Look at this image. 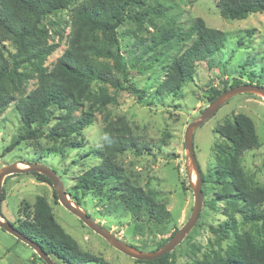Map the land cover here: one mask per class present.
Segmentation results:
<instances>
[{"label":"rangeland","instance_id":"374dc122","mask_svg":"<svg viewBox=\"0 0 264 264\" xmlns=\"http://www.w3.org/2000/svg\"><path fill=\"white\" fill-rule=\"evenodd\" d=\"M144 1L148 7L156 8L163 14L149 15V21L156 28L171 20L185 29L192 19L198 17L207 26L227 34L224 48L207 60L196 63L194 75L185 82L177 96L157 98L154 89L162 80L171 59L178 53V47L165 50L158 62L146 71L128 66L127 77L130 82L122 84V90L115 91L113 87L107 86L108 93L116 97V103L107 106L110 118L124 117L139 145L138 152L128 151L119 155L117 163L132 185L155 193L157 201L169 211L170 218L161 225L144 219L136 220L124 209L118 193L110 192H114V184L111 183L100 186L97 191L79 195V205L68 197L72 204L117 239L141 252L152 253L182 228L192 212V186H195L196 174L190 167L184 147L187 125L199 119L210 104L213 91H226L233 80L264 87V13L249 15L244 20L229 21L220 17L215 7L216 0ZM70 21V10L49 19L51 41L58 42V49L46 60L45 66L48 68L66 47ZM144 29L149 33L153 31L147 24H144ZM57 32L61 33L60 40ZM135 33L131 22L118 28L121 52L128 49ZM104 62L110 63L108 60ZM100 86L94 84L92 88L96 91ZM33 88L34 82H30L26 92ZM51 111L54 120L44 127L45 134L61 114L54 109ZM238 113L252 120L258 138V147L242 155L243 172L255 186L264 189V100L256 94L237 95L193 133V149L201 171L203 202L197 224L171 252L175 264H190L206 254L224 251L232 243L231 240L218 241L210 228L232 223L237 235L251 229L233 207L217 199L224 189L216 184L213 175L222 157L217 147L225 145V141L216 133V128ZM103 127L102 115L96 113L93 123L80 136L57 142L45 136L21 142L12 151L5 152L16 136L23 133L17 112L10 105L0 115V169L12 164H16L18 169H26L24 163L42 164L57 175L67 192L80 173L98 164L94 151L101 149ZM69 145L78 146L71 148ZM54 192L51 184L41 182L32 173L5 177L2 183L4 200L0 207L2 220L16 226L31 213L35 198L40 196L49 204L56 222L76 241L82 252L101 257L109 264H144L118 252L89 230L59 204ZM261 209L264 210V204ZM231 236L234 237V232H231ZM50 259L55 264H62L56 258ZM0 264L44 263L32 248L0 230Z\"/></svg>","mask_w":264,"mask_h":264},{"label":"trees","instance_id":"16d2710c","mask_svg":"<svg viewBox=\"0 0 264 264\" xmlns=\"http://www.w3.org/2000/svg\"><path fill=\"white\" fill-rule=\"evenodd\" d=\"M215 7L225 20H244L249 15L264 13V0H216ZM67 10H70L71 21L66 47L48 68L46 60L58 49V42L51 41L49 19ZM151 14L163 15L160 10L148 7L144 0H0V115L13 105L23 130L5 152L12 151L21 142L45 136L55 142L80 136L93 123L96 113L102 115V146L94 151L99 162L76 177L67 195L79 205V195L111 183L114 192H110L118 193L130 215L136 220L161 225L170 218L169 211L157 201L152 190L132 185L117 163L119 155L138 152L139 145L124 117L110 118L107 106L114 105L116 97L108 93L107 86L122 90V84L130 82L128 66L146 71L158 62L165 50L178 47V53L154 89L157 98L177 96L194 75L196 63L224 48L227 34L207 26L198 17L185 29L171 20L156 28L148 19ZM126 22L133 23L136 33L123 53L117 30ZM144 24L153 31H145ZM56 35L60 40L61 33ZM30 82H34V88L26 92ZM94 84L101 86L95 91ZM238 85L242 82L233 80L230 88ZM220 93L213 91L209 103ZM52 109L61 114L45 134L44 127L54 120ZM216 133L225 141L224 146L217 147L222 157L213 173L216 184L224 189L217 199L233 207L251 229L237 235L232 223L210 228L218 241L231 240L232 243L224 251L206 254L190 264H264V210L261 209L264 189L255 186L241 166L244 152L258 147L254 124L248 116L238 113L220 124ZM32 174L50 184L43 175ZM31 209L19 224L12 226L46 255L62 264H109L101 257L80 250L76 241L56 222L43 197H36ZM171 256L172 253H168L150 262L135 261L175 264Z\"/></svg>","mask_w":264,"mask_h":264},{"label":"water","instance_id":"95a60500","mask_svg":"<svg viewBox=\"0 0 264 264\" xmlns=\"http://www.w3.org/2000/svg\"><path fill=\"white\" fill-rule=\"evenodd\" d=\"M241 94H256L261 96L264 100V87L256 86L252 84H242L232 88L227 89L220 93L200 114L197 121H194L187 125L184 133V147L186 150V156L188 158L190 167L196 174L195 186H192V193L194 197L192 212L186 223L181 229L176 231L173 236L164 244L159 250L152 253H144L135 248L128 246L125 242L117 239L110 231L102 227L100 224L96 223L91 219L86 213L81 211L77 206L71 203L66 191L64 190L63 183L59 180L57 175L48 167L39 163H24L26 169H18L16 164H12L0 169V207L2 199V183L3 179L10 175L15 174H26V173H36L43 175L49 181L53 187L59 204L67 210L69 213L74 215L84 226H86L93 233L101 237L104 241L109 243L112 248L122 253L123 255L134 259L136 261H154L163 257L164 255L171 253L176 246H178L185 237L190 233V231L197 224L203 202L202 193V182H201V171L194 153L193 149V133L202 124L211 119L216 112L232 97ZM1 214V212H0ZM0 229L8 233L16 240L29 246L33 249L34 253L40 258L44 264H55L48 255H46L40 247L35 245L32 241L25 238L20 234L10 223L4 222L0 216Z\"/></svg>","mask_w":264,"mask_h":264},{"label":"bare ground","instance_id":"6f19581e","mask_svg":"<svg viewBox=\"0 0 264 264\" xmlns=\"http://www.w3.org/2000/svg\"><path fill=\"white\" fill-rule=\"evenodd\" d=\"M191 177H192V179L194 180V175L191 173Z\"/></svg>","mask_w":264,"mask_h":264}]
</instances>
